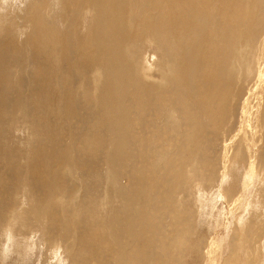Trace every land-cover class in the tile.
I'll list each match as a JSON object with an SVG mask.
<instances>
[{"label":"bare ground","instance_id":"obj_1","mask_svg":"<svg viewBox=\"0 0 264 264\" xmlns=\"http://www.w3.org/2000/svg\"><path fill=\"white\" fill-rule=\"evenodd\" d=\"M44 1L42 2L44 3ZM29 2L27 0L23 6L20 3L18 5L20 6L19 9L22 7V11L27 7L24 11L25 14L22 13L21 15V20L18 19L21 9L16 11L19 14L16 17L18 14L15 13L16 15L13 16L11 11L3 8L4 5H0V205H12L17 196L18 187L24 182L29 186L27 191L34 200L33 209L36 208L42 212L53 210L55 204L52 203L50 206L49 200H43L54 196L55 201L59 203L55 197L57 192L63 194L68 189L71 190L73 187L75 189L77 186L81 190H85L84 183L78 184L79 181L75 178V172L79 165L86 163V160L84 163V158L87 154L95 159L97 153L99 158H105L107 162L105 173L107 177L106 180L104 179L106 189L111 192L120 189L123 194L121 202L124 207L122 209L114 208L107 215V221L101 225L86 217L84 211L77 212L76 217H73V214L71 218L66 219L69 222L62 223L61 221L60 225L63 224V226L59 229L63 233L69 223H71L72 228L75 222L80 231V237L78 236L80 248L95 246L94 249L92 248L93 250L90 249L89 254L91 256L97 255V257L104 249L108 248L113 251L112 264H184L183 256L187 257L184 255L187 251H192L197 257L203 254L212 259L217 251V243L211 240L212 236L208 239L207 244L206 239L199 237L198 234V239L193 237L196 238L195 242L189 238L195 232L194 224L198 218L197 214L202 213L200 209H202L203 201L198 199L200 194L197 193V196L196 192L190 191V186L187 187L190 194L191 192L192 194L195 193L197 197L194 195L191 200L187 198L185 203L188 202L187 204L190 203L191 205L185 206L184 203H177V196L175 195L176 198H174L172 192L176 189L179 190V187L184 185L185 182L183 183L182 179H187V175L184 173L186 166L191 167L192 170L190 169V171L199 175V178L207 182L208 185L213 184V181L216 184L220 177L226 179L233 171V166L237 164L236 161L247 160L246 162L249 163L247 168L252 170L255 160L258 159L259 165H263L264 168V91L262 87L264 85H261L264 79V0H47L44 6L38 7L34 6L35 2L32 1L31 4ZM42 2L39 3L42 4ZM57 2L62 4L67 14L65 15L67 16L65 24L67 28L70 27L73 32L78 33L73 36V39L72 37H62L63 33L61 36L57 32L51 31L52 27L50 28L47 24L46 18L50 12L48 8ZM137 4L139 8H135L138 6ZM14 7L16 6L14 5ZM13 11L15 12V9ZM88 16L91 17V21H88L87 24L81 23ZM19 25L20 29H18ZM25 26L27 28L31 26L29 28L35 31L36 36L31 38H29L30 36L25 38V36V39H20L22 38V36L19 38L20 33H23ZM148 50L154 54L151 55V60H154L155 63L159 62L158 67L150 72L145 68V54ZM34 56H37L41 62L38 64L40 66L34 65L35 74H32L27 69V58L29 57L31 60ZM45 64L49 66H44ZM58 64L61 65V68L64 66L67 68V74L65 72L59 73L60 75L55 81L54 73L60 67ZM86 70L92 74L91 79L94 81L92 83L94 85L90 88L85 86L89 89L90 95L88 96L86 92H83L79 100L76 97L79 96V86L72 82V79L70 80L69 75H77L81 78ZM81 80L84 81L82 78ZM95 86H98V89ZM246 86H250L247 92L244 90ZM96 90H98L97 93ZM243 90L246 93L237 110L236 102L239 101L238 97ZM96 94L97 97L94 98ZM228 95L229 99H227ZM85 97L89 98L88 101L90 102L92 101L91 98H94V102L96 101L95 111L99 114L106 134L102 135L96 132L94 133L95 137H111L100 143L101 150L84 148L82 143L87 141V135L79 129L75 134H71L72 136L68 134L67 137H63L65 144L59 157L62 162L59 161L60 165L53 173L49 164L52 160L57 159L55 153L61 148L42 144V141L51 140L53 136L60 133L59 130L63 122L69 121V118L72 119L75 116V109L77 108L74 107L84 103ZM41 100L42 103H40ZM236 111L237 124H235ZM19 113L30 116L31 123H29L32 124L36 132L34 133L36 138L33 137L32 141L33 147L30 146L31 142L28 139V143L22 142L23 145L20 144L21 142H9L12 134L15 136L13 131L16 128H12V132H9V129L7 131L6 128L11 124V121L13 122L16 117L20 116ZM166 115H170L168 119L164 118ZM79 116L81 119L83 115L79 114ZM26 121L28 122V120ZM180 122L183 124L182 127H180ZM73 127L74 124L71 128ZM134 127L137 129L136 134H139L137 140L139 142L133 143L137 146L141 142L143 133H150L149 143L146 142V144H150L156 136L172 135L173 132L175 133L173 135L176 136V132L179 134V128L183 129L184 136H180V138L170 135L174 138L175 145L178 146V150L175 149L178 153L169 155L168 162L165 161L167 164L174 161L173 165H176L178 161L177 167L179 166V168H174L171 164L165 170L166 179L161 180L162 183L154 182L153 178H150L149 162L143 163L142 167L136 166V169L134 165L135 170L131 169L129 173L139 178L142 185L146 187L133 188V186L120 183L122 179H119L120 175L114 170V167L120 165L119 168L116 167L117 170L120 169L118 171L120 172L122 169L124 170L125 163L131 160L128 157H130L131 149H133V144L130 146V143L133 141L131 131ZM98 128L100 129V127ZM63 130H66L64 133L67 132V128ZM87 131L89 130H86V133ZM210 131L213 134L211 137L214 136V139L206 141V135ZM99 132L101 131L99 130ZM23 135L25 134L23 133ZM90 135L93 136V133ZM220 135H223L226 141L228 139L227 145L224 144ZM92 136L89 137L88 135L90 145L95 142L93 140L95 137L92 139ZM30 138L32 140V136ZM72 140L76 146L78 144L77 147L71 145L70 141ZM154 142L156 143V141ZM160 142L158 144H161ZM259 143L261 144L260 148ZM146 144L145 146H147ZM156 145L152 144L155 147ZM138 147L140 148V145ZM159 147L160 151L164 150L163 146L159 145ZM28 148L30 151L25 152ZM200 148L202 150L198 152ZM180 150L182 151L180 152ZM230 150L236 155L233 156V159L227 155ZM159 154H157L158 157L153 156L154 154L151 155L149 161L153 162L156 158L161 157ZM163 154L162 159H164ZM200 155L202 158L198 159ZM230 160H233L231 165L229 164ZM91 161L93 162L92 159ZM144 161H147L146 156ZM101 167L103 168L102 165ZM129 167H131V163ZM78 169L81 168L78 167ZM82 171L79 170L78 173ZM252 172L253 170L249 174L251 175ZM194 174L192 173L193 177H195ZM79 175L81 174L79 173ZM259 178L263 179L260 175ZM190 181L193 182V180ZM199 181L203 183V181ZM141 183L138 182V184ZM90 185L92 187V184ZM199 186L201 188V185ZM95 187L97 188V186ZM194 189L196 188L194 187ZM141 190H143L142 193L145 190L149 194L150 199L146 196L150 202L149 206H142L143 204L138 203V201L140 202L138 194H141ZM184 190L186 187L183 188V192ZM221 191L218 194L215 193L217 195L209 197V205L220 197L219 194L221 197L230 195L226 189L223 194L220 193ZM99 192L101 191H97L98 194ZM181 195L186 197V193L183 194L182 191ZM136 198L139 199L137 202ZM231 201L233 202L230 204L234 208L236 206L238 208L241 204L240 201L237 202L236 198L231 199ZM35 210L31 211L34 212ZM13 212L16 213L15 210ZM57 216H52L53 219L51 220L54 222H51L52 227L50 229H54V226L58 225L55 222L58 219ZM30 217L32 218V216ZM12 221L15 222L14 219ZM27 221H32V219ZM40 223L43 222L40 221ZM190 223L192 225L188 227ZM15 226L16 224H14ZM45 227L47 228L46 224ZM68 230L66 231L67 234H69ZM13 233L11 235H16ZM5 234L3 233V236ZM8 234H10L9 231ZM5 239L7 241L8 238ZM36 242L33 243L36 245ZM10 243L12 244V242ZM47 245L49 246V244ZM71 247L68 248L71 250ZM57 248L52 250L55 251ZM52 250L51 255L54 253ZM57 252L55 251V253ZM77 252L79 253L78 249ZM188 253L190 254V252ZM101 257L100 255L99 258L101 259ZM201 257L204 258L205 256ZM202 258L198 260L201 261ZM59 259L62 258L59 257ZM60 261L62 264V260Z\"/></svg>","mask_w":264,"mask_h":264},{"label":"rangeland","instance_id":"obj_2","mask_svg":"<svg viewBox=\"0 0 264 264\" xmlns=\"http://www.w3.org/2000/svg\"><path fill=\"white\" fill-rule=\"evenodd\" d=\"M24 1V2H22ZM27 1V0H26ZM26 1L25 0H0V5H4L3 8L6 9V10H9L12 12L13 16L18 14V12L16 13V11H20V5H24L26 4ZM30 1L29 3L31 4V2L33 1L34 3V6L38 7V6H44L46 1H44V3L42 2L43 0H28ZM37 1L39 2H42V4H40L39 2L37 3ZM48 1H52V0H48ZM59 1H63V0H59ZM3 2V3H2ZM38 5H37V4ZM9 5V8L11 9H15V12L11 9L8 8V5ZM36 4V5H35ZM59 4V5H58ZM14 5L16 7H14ZM138 5V4H137ZM136 5V6H137ZM7 6V7H6ZM11 6V7H10ZM59 6V7H58ZM14 7V8H13ZM19 9V10H16V9ZM27 7H25V10H26ZM135 8H139V5ZM56 9H57V12H56ZM25 10L22 11L21 9V13H20V17L18 18L19 20H21V15L23 13V15L25 14ZM48 10L50 11L48 13V18H46V21H47V24L49 25V27L51 28H54L52 29L51 28V31H55L58 33V35H61V33H63L61 36L62 37H65V38H71L73 39V36L77 35L78 33L76 32H73V29L68 27L65 25L66 24V17L65 15H67L65 13V10L63 9L62 7V4H60L59 2L57 3H53V5H51V8L49 7ZM62 11V12H61ZM16 13V14H15ZM58 13V14H57ZM63 15V16H61ZM89 15V14H88ZM18 15H16V17H18ZM59 19V21H58ZM86 19V18H85ZM57 20V21H56ZM63 20V21H62ZM88 21H91V17H87L86 20H84L83 22L81 23H84V24H87ZM64 22V23H63ZM54 23V24H53ZM60 25H59V24ZM61 24H63V26H61ZM55 25V26H54ZM57 25V26H56ZM59 25V26H58ZM61 26V27H60ZM29 27L31 26H28V28L25 26L24 27V31L23 33L21 34L20 33V36L19 38L22 36V38L20 39H25L27 38V36H30L29 38L31 37H35L36 36V33L35 31H32ZM64 27H66L64 29ZM27 28V29H26ZM18 29H20V25L18 26ZM59 29V30H58ZM64 30V31H63ZM71 30V31H70ZM28 31V32H27ZM32 31V32H31ZM62 31V32H60ZM72 32V33H71ZM28 33V34H27ZM67 35H66V34ZM71 33V34H69ZM26 36V37H25ZM70 36V37H69ZM25 37V38H24ZM23 44H25L23 42ZM27 45V44H26ZM26 50L28 51V48L26 46ZM29 53V52H28ZM145 58H146V61L145 63V68L148 72L150 71H154L158 65H159V62L158 63H155L154 60H151V55L153 56L154 54H152L151 50H148L147 53L145 54ZM36 58V59H35ZM28 59V62H27V69L32 73V74H35L34 73V70H35V66L34 65H38L41 60L39 61L38 57L34 56V58H32L31 60H29V57L27 58ZM35 59V61H34ZM37 60V61H36ZM29 63V64H28ZM37 63V64H36ZM32 64V65H31ZM60 64V63H59ZM58 64V65H59ZM30 65V67H29ZM32 66V67H31ZM40 66V65H38ZM44 66H49L48 64H45ZM60 66V67H59ZM58 69H56V72L54 73V80L57 81L58 77L60 74H63L65 72V74H67L66 72V67L64 66L63 68H61V65H59ZM30 68V69H29ZM34 68V69H33ZM65 68V70H64ZM125 68V67H124ZM33 69V70H32ZM60 73V74H59ZM86 73V74H85ZM85 73L81 76L83 80H81V78L77 75H69L70 80L72 82H75L78 84L79 86V96H76L79 100L80 98L82 97L81 96V93L83 92H86V94L89 96L90 93L88 92V88H90L91 86H93L94 84H92L94 81L91 79L92 77V74H90V72L88 70L85 71ZM85 77V78H84ZM81 80V82H80ZM258 81V80H257ZM80 82V83H79ZM83 82V83H82ZM263 83L261 85H264V79L262 81ZM82 83V84H81ZM244 85V84H243ZM80 86H82L80 88ZM87 86V87H85ZM245 86V85H244ZM96 87V86H95ZM98 87V86H97ZM96 87V89H98ZM250 86H246L244 88V90L247 92V90L249 89ZM252 87V86H251ZM263 87V91H264V86ZM81 89V90H80ZM243 90V92L240 94V96L238 97V100L236 102V108L238 110V107H239V104L241 105V101L243 100V97H244V94L246 93L245 91ZM98 92V90H96V93ZM80 97V98H79ZM97 97V94L95 95L94 98ZM94 98H91V102L88 101L89 98L87 99V97H85V101L84 103L82 102L81 105L79 106H76L74 108H77L75 109V116L71 118H69V121H64L63 124L61 125V128H60V133L58 135H55L53 136L52 138L53 139H47V141L45 140L42 141V144H47L48 146H52V147H58V148H61L60 150H58L56 154L57 156V159L54 161L52 160L50 162V168L52 169V172L55 173V170L56 168L58 169V165H60V162H62L61 159H59V157L61 156L62 154V149H63V145L65 144V139L63 137H67L68 134L69 136L73 133L75 134L78 129L81 130L82 132H84L86 135H87V141L82 143L83 144V147L84 148H87L89 150H92L94 148H98L100 149V143L103 141H107L108 137L110 138L111 136H99V137H95V134L96 132L102 134V135H106L105 134V131H104V127H103V123L100 121V118H99V114L96 113L95 111V107L94 105L96 104V101L94 102ZM33 99V98H32ZM227 99H229V95L227 96ZM82 101V99H81ZM45 103V100L43 101ZM86 102V103H85ZM40 103H42V100L40 101ZM263 104H264V92H263ZM169 108V107H168ZM81 109V110H80ZM93 110V111H92ZM86 112V113H85ZM90 113V114H89ZM20 116H22L21 118H18L16 117L15 120L12 122L11 121V124L13 125H9L8 127H11V126H15V127H11V128H6L7 131L9 132H12L14 128V135L12 134V138L9 140V142H18L20 144H22V142L25 143H28L27 142V139L28 141H30V146L33 147L32 145V141H33V137L36 138L35 134L36 133L32 127V124H30V116L27 114H23V113H19ZM18 114V115H19ZM79 114L82 116L81 119H79ZM93 114V115H92ZM170 115H166L164 116V118H167L169 117ZM236 123L237 124V111H236ZM98 117V118H97ZM87 118V119H86ZM96 118V119H95ZM164 118H163V122H164ZM21 121H20V120ZM28 120V122L26 120ZM86 119V120H85ZM80 120V121H79ZM71 121V122H70ZM72 121H73V124H74V127L71 128V126L73 125L72 124ZM24 122H25V125H24ZM30 122V123H29ZM79 122V123H78ZM16 123V124H15ZM77 123L79 124L77 126ZM26 124H27V127H26ZM20 125V127H18ZM23 125V126H22ZM160 125V123H159ZM166 125V124H165ZM180 127L183 126V124H181L180 122ZM71 130H70V128ZM94 126V128H93ZM100 127V129L98 127ZM161 126V125H160ZM159 126V128H160ZM167 126V125H166ZM22 127H26V128H22ZM77 127V128H76ZM92 127V128H91ZM168 127V126H167ZM13 128V129H12ZM22 128V129H21ZM66 129L67 128V132L64 133V131L66 130H63V129ZM98 128V129H96ZM103 130H102V129ZM169 128V127H168ZM9 129V130H8ZM12 129V130H11ZM26 129V130H25ZM77 129V130H76ZM17 130V131H16ZM76 130V131H74ZM86 130H89L87 131L86 133ZM99 130L101 132H99ZM133 131H131V135H132V138H133V141L132 143H130V146L131 144L133 143H136L139 142L137 141L139 139V134H136L137 133V129L136 127H134V129L132 128ZM179 134L178 132H176V136H174L173 134H175L174 132L171 134H166V135H159V136H156L154 138V141H156V143L154 141H152L150 144L149 143V137H150V133L146 132L145 134L143 133L142 134V139L144 141V139H147V141H142L141 139V142L144 144L141 145V142H140V148L136 145V144H133V149H131V152H130V158L131 160L129 162H126L125 163V167H124V170L122 169L120 172H118L120 169H116L119 168L118 166L120 165H115V171H117V173H119L120 175V180L122 179V181H120V183H124L125 185H129V186H133V188H136V187H146L144 185H142V183L140 182L141 180L139 178H137L136 176H133L130 173L131 169H133V171L136 169V166H139V167H142L143 163L147 164L148 162V165H150V178H153L154 182H160L161 180H164L166 179L165 177V170L168 169V167L172 164V167H177V165L179 164V162L177 161L176 165H173V162H168V156L169 155H174V153H178V146L175 145V141L173 140L174 138H172L173 136L174 137H179L180 136H184V131L182 128H179ZM23 131V132H22ZM30 131V133H29ZM136 131V132H135ZM18 132V134H17ZM62 132V133H61ZM93 133V136L90 135L91 133ZM181 132V133H180ZM16 133V134H15ZM21 133V134H20ZM23 133L26 135L28 133V135H26V137L28 136V138L25 137V135H23ZM90 133V134H89ZM134 133V134H133ZM32 134V135H31ZM34 134V135H33ZM63 134V135H62ZM136 134V135H135ZM219 134V133H218ZM23 135V137H22ZM30 135V136H29ZM71 135V136H72ZM88 135L89 137L92 136V139L93 137H95L93 140L95 141L93 145H90L89 142H88ZM134 135V136H133ZM168 135V136H167ZM172 137H171V136ZM179 135V136H178ZM210 135V136H209ZM211 135H213L210 132L207 133L206 137V141L208 139L210 140H213L214 139V136L213 138L211 137ZM32 136V140H31V137ZM167 136V138H166ZM16 139H14V138ZM137 139H136V138ZM144 137H147V138H144ZM162 137V139H160ZM220 137L222 138V140L224 141V144L227 145V141L225 140V137L223 135H220ZM22 138V139H21ZM24 138V139H23ZM63 138V139H62ZM171 138V139H170ZM14 139V140H13ZM18 139V140H17ZM26 139V140H25ZM159 139V140H158ZM13 140V141H12ZM21 140H24V141H21ZM63 143H62V142ZM136 141V142H135ZM162 141V142H160ZM205 141V140H204ZM71 142V145L73 147H77L76 146V143L72 141ZM146 142H148L146 144ZM158 142H160L161 144H158ZM167 142V144H165ZM96 143V144H95ZM173 143V144H172ZM42 144H38V145H42ZM145 144L147 146H145ZM152 144H155V146H152ZM260 144V143H259ZM23 145V144H22ZM159 145H161V147L163 146L164 147V150H159L160 147ZM165 145V146H164ZM171 145V146H169ZM135 146V147H134ZM144 148H143V147ZM176 146V147H175ZM261 144L259 145V148H260ZM137 147V148H136ZM148 147V148H146ZM152 149H150V148ZM135 148V149H134ZM146 148V149H145ZM157 149V150H154V149ZM166 148V149H165ZM102 149V148H101ZM100 149V150H101ZM149 149V150H148ZM171 149V150H170ZM173 149V150H172ZM175 149H177L175 151ZM30 151V148L26 149L25 152ZM54 150V149H53ZM140 150V152H139ZM144 150V151H143ZM148 150V152H147ZM202 148H200L198 150V152H201ZM106 151V150H105ZM158 151V152H157ZM160 151V152H159ZM164 151V152H163ZM168 155H167V153ZM175 151V152H174ZM182 150H180L181 152ZM259 151V150H258ZM55 152V150H54ZM142 152V153H141ZM147 152V153H145ZM161 153V154H159ZM162 153L163 154V157L164 159H162ZM231 153V154H230ZM234 152L232 150L229 151V153L227 152V155H230L229 158L230 159H233V156H236L233 154ZM141 154V155H140ZM145 154V155H144ZM154 154V155H153ZM157 154H159V157L158 159H162V160H158L157 158L153 161L154 162V165H153V162L152 161H149V157L151 155L153 156H157ZM99 154L96 153V158H92L91 156H89L87 154V156L84 158V163H85V160H86V163L88 164H84V165H79L78 167L81 168V169H78L77 167V170L75 172V178L77 181H79L78 184L80 183H84L86 187H85V190H81L80 188H77L80 189L78 190L76 187L74 189V187L70 190L68 189L66 193H63L62 192H57V196L56 199H58V202L57 203L54 199V196H50L48 197L47 199L43 200V201H50V206H52V203L55 204L53 210L51 211H47V212H42L40 211L39 209H33V205H34V200L32 199V197L30 196V194L28 193L27 189H29V186H27L26 184L21 183L20 186L18 187L17 189V192H16V198L14 200V202H17L14 203L12 205H6V204H2L0 205V264H61V261L62 260V264H112L111 262V259H112V256H113V251H111L110 249L106 248L104 249L100 254H98L99 256L97 257V255L95 256H91L89 254L90 252V249H94L95 246H85V247H81L80 248V242L78 241L79 238L78 236L80 237V231H79V228L77 227V225L75 224L74 222V225L73 227L71 228V223L68 224V227L65 228V232L63 233V231H61L59 229V227L61 228V226H63V224L60 225L61 221L62 223L63 222H66L68 218H71L72 215L74 214L73 217H76L77 215V212H82L84 211L86 213V217H88L91 221L95 222L96 224L98 225H101L103 223H105L107 221V215H109L111 213V211L114 209V208H117V209H122L124 206L121 202V200H123V194L121 193V190L120 189H117V190H113V192L111 191H108L106 189V184H105V178L107 177L106 176V169H107V165H106V160L105 158H99L98 157ZM232 155V156H231ZM134 158H133V157ZM142 156V158H141ZM146 156V160L147 161H144V158ZM198 156V154H197ZM132 157V158H131ZM200 158L198 159H201L202 158V155L199 156ZM93 160V162L91 161V159ZM99 158V159H98ZM166 158V159H165ZM197 158V157H196ZM219 158V157H218ZM100 159H102V161H100ZM220 159V158H219ZM164 160V161H163ZM256 160H257V164H256ZM255 160V163L254 165L252 166V174L250 175L249 172L252 171L251 169H248L247 167L249 166V163L246 162L247 160H243L241 162H237V164L235 166H233V171L229 174V176L226 178V179H223L220 177V179L217 181V183L215 184L214 181H213V184L210 183L208 185L207 182L203 181L202 179L199 178V175L197 174H194L193 171H190V169L192 170V168L189 166H186L184 169L186 170L184 173L187 175L186 178L187 179H182V182L184 183L183 186L179 187V190L176 189L174 190V192H172V194L174 195V198L175 195L177 196V203H184L185 206H188L189 204H187L188 202L185 203V201H187L188 199L191 200L193 199V196L194 197H197L198 194H200L198 197V199H200V201L202 200V209L199 214H197L198 218H196V222L194 224V227H195V232H193L194 234H198L199 237H204L206 239V244H207V241L208 239H210V236L211 237V240L213 241H216V247H217V251L215 252V255L214 257L211 259L207 258L206 255H201V256H205L204 258H202L201 256L197 257V256H194L195 254L192 252V251H187L185 252L186 254H184L185 256L187 257H184L183 256V261H184V264H264V168H263V165H259L258 163V159ZM91 161V163H90ZM133 161H139V162H133ZM157 161V162H156ZM167 161V162H165ZM55 162V164H53ZM90 164H89V163ZM152 162V163H151ZM233 162V160H230L229 164L231 165V163ZM95 163V164H94ZM130 163H131V167L130 166ZM152 165H151V164ZM156 163V165H155ZM181 163V162H180ZM92 164V166H91ZM100 164V165H98ZM248 164V165H247ZM53 165V166H52ZM94 165H98L100 166L98 168H96V166ZM101 165L103 166V168L101 167ZM122 165V164H121ZM133 165V166H132ZM134 165H135V169H134ZM259 165V166H258ZM55 166V167H54ZM81 166V167H80ZM89 166V167H88ZM91 166V167H90ZM160 166V167H159ZM255 166V167H254ZM84 167V169H83ZM88 169H86V168ZM167 167V168H165ZM102 168V169H101ZM179 168V166L177 167ZM188 170H187V169ZM260 168V169H259ZM263 168V169H262ZM54 170V171H53ZM82 171V172H79L81 175H79L78 171ZM87 170V171H86ZM105 170V171H104ZM153 170V171H152ZM178 170V169H177ZM257 170H259V172H257ZM94 171V173H93ZM100 171H104L103 174L102 172L100 173ZM152 171V172H151ZM248 171V172H247ZM96 172V173H95ZM99 172V173H98ZM126 172V173H125ZM188 172V173H187ZM88 173H89V176H88ZM124 173V174H123ZM192 173L194 174L195 177H193ZM85 174V175H84ZM87 174V175H86ZM94 174V175H93ZM122 174V175H121ZM155 174V176H154ZM159 174V176L157 175ZM189 174V176H188ZM191 174V175H190ZM249 174V175H248ZM105 175V176H104ZM125 175V176H124ZM129 175V176H128ZM152 175V176H151ZM259 175L260 177L262 176L263 179H260L259 178ZM77 176V177H76ZM102 176V177H100ZM80 177V178H78ZM88 177V178H87ZM96 177V178H95ZM122 177V178H121ZM156 177V178H155ZM159 177V178H158ZM162 177V178H161ZM190 180H193L190 181ZM192 177V178H191ZM103 178V180H102ZM83 179V180H82ZM89 179V180H88ZM92 179V180H91ZM96 179V180H95ZM102 181H101V180ZM156 179V180H155ZM223 182H222V180ZM96 183H95V181ZM199 180L203 181V183H201ZM92 181V182H91ZM99 181V183H98ZM221 181V182H220ZM86 182V183H85ZM91 182V183H90ZM101 182V183H100ZM141 183V184H138ZM188 182V184H186ZM193 184H191V183ZM162 183V182H160ZM197 183V184H196ZM201 183V184H200ZM207 183V184H206ZM24 184V185H23ZM92 184V187L91 185ZM191 184V185H190ZM90 185V186H89ZM102 185V186H101ZM186 185V186H185ZM201 185V188L200 186ZM219 187H218V186ZM222 185V186H221ZM244 185V186H243ZM97 186V188L95 187ZM186 187V190H184L183 192V188ZM190 186V187H189ZM199 186V187H197ZM80 187V185H79ZM102 189H101V188ZM105 187V188H103ZM183 187V188H182ZM189 187L190 188V191H194L196 192V194H190L189 190H187ZM194 187L196 189H194ZM204 188V189H202ZM215 188V189H214ZM220 188V189H219ZM222 188V189H221ZM227 190V192L229 191L230 192V195L228 197H225V196H222L219 194L220 197H218L217 199H215L214 202H211L212 204L209 205L210 203H208L209 201V197H213L214 195H217L219 191H221L220 193L223 194V192H225V189ZM25 189V190H24ZM104 189V191H102ZM198 189V191H197ZM218 189V190H217ZM242 189V190H241ZM75 190V191H74ZM78 190V191H77ZM87 190V191H86ZM101 191L99 192V194L97 193V191ZM196 190V191H195ZM200 190V191H199ZM224 190V191H223ZM74 191V192H73ZM80 191V192H79ZM119 191V192H117ZM143 190H141V194L139 193V199H140V202L138 201L139 199L136 198V202L138 201V203H140L142 206H149L150 202H149V194L144 190V192L142 193ZM177 191V192H176ZM179 191V193H178ZM181 191L182 193H186V197L185 195H181ZM186 191V192H185ZM201 191L203 192L201 194ZM79 192V193H78ZM95 192V194H94ZM108 192V193H107ZM117 192V193H116ZM176 192V193H175ZM189 192V193H188ZM210 192V194H209ZM212 192V193H211ZM261 194H260V193ZM74 195H73V194ZM77 193V194H76ZM121 193V194H120ZM175 193V194H174ZM217 193V194H215ZM254 193V194H253ZM63 196H62V195ZM70 194V195H69ZM88 194V195H87ZM117 194V195H116ZM120 194V196H119ZM189 194V195H188ZM204 194V195H203ZM20 195V196H19ZM25 195V196H24ZM61 195V196H60ZM96 195V196H95ZM122 195V196H121ZM192 195V197L190 198V196ZM208 197H207V196ZM248 195V196H247ZM259 195V196H258ZM263 195V196H261ZM65 196V197H64ZM70 196V197H69ZM91 196V197H89ZM101 196V197H100ZM103 196V197H102ZM146 196H148V198H146ZM189 196V197H188ZM256 196V197H255ZM41 198V195L39 196ZM52 197V198H51ZM60 197H62L60 199ZM184 197V198H183ZM78 198V199H77ZM142 198V199H141ZM183 198V200H182ZM188 198V199H187ZM203 198V199H201ZM206 198V199H205ZM225 198V199H224ZM236 198L237 199V202L240 201V205L238 206V208H234L232 206V203L233 201H231V199H234ZM52 199V201H51ZM81 199V200H80ZM102 199V200H101ZM186 199V200H185ZM221 199V200H220ZM263 199V201H262ZM32 200V201H31ZM72 200V201H71ZM220 200V201H219ZM224 200V201H223ZM230 200V201H229ZM252 200V201H251ZM22 201V202H21ZM108 201V202H107ZM113 201V202H112ZM148 201V202H147ZM184 201V202H183ZM19 202V203H18ZM33 202V203H32ZM72 202V203H71ZM93 202V203H92ZM113 204H112V203ZM218 202V204H217ZM21 203H24V204H21ZM111 203V204H110ZM116 203V204H115ZM227 203V204H226ZM254 203V204H253ZM261 203V204H260ZM32 206H31V205ZM187 204V205H186ZM208 204V205H207ZM20 205V207H19ZM87 205V206H86ZM191 205V204H190ZM7 206V207H6ZM96 206V207H95ZM246 206V207H245ZM250 206V207H249ZM8 208L6 210V208ZM12 207V208H11ZM18 209H17V208ZM76 207V208H75ZM245 207V209H244ZM3 208V209H2ZM177 208V206H176ZM248 208V209H247ZM11 209V210H10ZM35 210L34 212H32L31 210ZM75 209V210H74ZM214 209V210H213ZM15 210V214L13 211ZM18 210V212H17ZM39 210V211H38ZM1 211H3L1 213ZM22 211V212H21ZM31 211V212H30ZM75 211V212H74ZM90 211V212H89ZM195 211H196V207H195ZM12 212V214H11ZM40 214H38V213ZM245 212V213H244ZM5 213V214H4ZM22 213V214H21ZM55 213V214H54ZM57 213V214H56ZM61 215H60V214ZM4 214V215H3ZM11 214V215H10ZM27 214V215H26ZM37 214V216H36ZM48 214V215H47ZM52 214V215H51ZM205 214V215H204ZM13 215V216H12ZM35 215V216H34ZM58 215V216H57ZM62 219H61V217ZM65 215V216H64ZM89 215V216H88ZM202 215V216H201ZM211 215V216H209ZM253 215V216H252ZM258 215V216H257ZM4 216V217H3ZM19 218H17V217ZM21 216V217H20ZM29 216V218H28ZM32 216V218L30 217ZM44 216H46L44 219ZM52 216L56 217L57 216V221L56 224L58 225H55L54 226V229H50L52 227V223L54 222L52 218ZM196 216V217H197ZM252 216V217H251ZM11 217V218H10ZM14 217V218H13ZM200 217V218H199ZM241 220H240V218ZM246 219H245V218ZM4 218V219H3ZM6 218V220H5ZM26 218V219H25ZM60 218V219H59ZM253 218V219H252ZM9 219V220H8ZM10 219H11V222L12 219H14L15 222H13L14 224H16V226L18 227H14V224L10 222ZM21 219V220H20ZM32 221H27V220H31ZM49 219V220H48ZM252 219V220H251ZM23 220V222H22ZM47 220V222H45ZM59 220V221H58ZM214 220V222H213ZM224 220V222H223ZM18 221V223H16ZM28 223H26V222ZM43 222V223H40ZM240 221V222H239ZM8 222H10L8 224ZM52 222V223H51ZM69 222V221H67ZM219 222V223H218ZM223 222V223H222ZM228 223V224H227ZM240 223V224H239ZM242 223V224H241ZM9 226H8V225ZM44 224V225H43ZM45 224L47 226V228L45 227ZM225 224V225H224ZM7 225V227H6ZM22 225V226H21ZM51 225V226H50ZM60 225V226H59ZM192 225V223H190L188 225V227H190ZM218 225V226H217ZM242 225V226H240ZM12 226V227H11ZM21 226V227H20ZM23 226L25 227L23 229ZM199 226V227H197ZM11 229H9V228ZM14 227V228H13ZM45 229H44V228ZM162 227H165V225H162ZM246 227V228H245ZM20 228V229H19ZM17 231H15V230ZM23 229V230H22ZM26 229V231H25ZM29 229V230H27ZM56 229V230H55ZM67 229L69 234H67ZM97 229V228H96ZM164 229V228H163ZM199 229V230H198ZM242 229V230H241ZM3 230V231H2ZM8 230L10 234H8ZM21 230V231H20ZM36 230V231H35ZM72 232H71V231ZM19 231V232H18ZM25 231V232H24ZM34 231V232H33ZM7 232V233H6ZM12 232H14L13 234H16V235H11ZM23 232V234H22ZM29 232V233H28ZM234 232H236L234 234ZM3 233L5 234V236H3ZM27 233V234H25ZM35 233V234H34ZM40 233V234H39ZM8 234V235H7ZM31 234V236H29ZM34 234V235H32ZM193 234V235H194ZM22 235V236H21ZM41 235V237H40ZM46 235V236H45ZM191 235L192 237H189L191 239L192 242H195L196 241V238L198 239V235ZM14 236V237H13ZM20 236V238H19ZM24 236V237H23ZM27 236V237H26ZM33 236V238H32ZM43 236V237H42ZM54 236V237H53ZM10 237V238H9ZM12 237V238H11ZM17 237V238H16ZM23 237V238H21ZM35 237H38V238H35ZM41 239H40V238ZM66 237V238H65ZM193 237H196V238H193ZM5 238H8L7 241ZM19 238V239H18ZM64 238V239H63ZM29 239V240H27ZM39 239V240H38ZM60 239V241H59ZM72 241H71V240ZM77 239V240H76ZM9 240V241H8ZM19 240V241H18ZM21 240V241H20ZM23 240V241H22ZM37 242H36V241ZM64 240V241H63ZM70 240V241H69ZM18 241V243H17ZM66 241V242H65ZM5 242H7V244H5ZM9 242V243H8ZM12 242V244L10 243ZM22 244H20V243ZM33 242H36V245L35 243ZM49 242V243H48ZM69 242V243H68ZM5 245H4V244ZM26 243V244H24ZM49 244V246L47 244ZM52 245H51V244ZM78 243V244H77ZM253 243V244H252ZM24 244V245H23ZM38 244V245H37ZM54 244V245H53ZM29 245V247H28ZM33 245V246H32ZM3 246V247H1ZM15 246V247H14ZM20 246V247H19ZM46 246V247H45ZM48 246V248H47ZM72 246V247H71ZM76 246V247H75ZM250 246V247H249ZM24 247V248H23ZM56 247H58L55 251H59L57 253H55L54 250L52 249H55ZM68 247H71V250L73 248L72 251L68 248ZM87 247V248H86ZM85 248V249H84ZM2 249V250H1ZM11 249H13L11 251ZM62 250V253H60V251ZM77 249L79 250V254L77 252ZM92 249V250H93ZM108 249V250H107ZM9 250V251H8ZM51 250L52 252L54 253L51 255ZM89 250V251H87ZM91 250V251H92ZM262 250V251H261ZM2 251V252H1ZM46 251V252H45ZM82 251V252H81ZM86 251V252H85ZM106 251V252H105ZM109 251V252H108ZM241 251V252H239ZM63 252H64V255H63ZM190 252V254L188 253ZM218 252V253H217ZM78 253V254H77ZM83 253V254H82ZM108 253V254H106ZM262 253V254H261ZM6 254V255H5ZM27 254V255H26ZM76 254V255H75ZM106 254V255H104ZM5 255V256H4ZM86 255V256H85ZM88 255V256H87ZM100 255L102 256L101 259L99 258ZM110 255V256H109ZM190 255V256H189ZM52 256V257H51ZM71 256V257H70ZM85 256V257H84ZM263 256V257H262ZM4 257V258H3ZM59 257H61L62 259H59ZM64 257V258H63ZM75 259H74V258ZM82 257V258H81ZM216 257V258H215ZM58 261H57V259ZM80 258V259H79ZM87 258V259H86ZM90 258V259H88ZM107 260H106V259ZM199 258H202L201 261L198 260ZM79 260V261H77ZM88 260H91V261H88ZM93 260V261H92ZM96 260V262H95ZM98 260V261H97ZM100 260V261H99ZM188 260V261H187ZM72 261V262H71ZM77 261V262H75ZM105 261V262H104ZM187 261V262H186ZM203 261V262H202ZM57 262V263H56ZM81 262V263H80ZM93 262V263H92Z\"/></svg>","mask_w":264,"mask_h":264}]
</instances>
